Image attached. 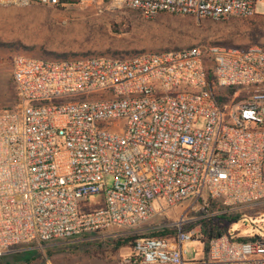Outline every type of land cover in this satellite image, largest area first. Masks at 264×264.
I'll return each instance as SVG.
<instances>
[{
    "label": "built area",
    "instance_id": "obj_1",
    "mask_svg": "<svg viewBox=\"0 0 264 264\" xmlns=\"http://www.w3.org/2000/svg\"><path fill=\"white\" fill-rule=\"evenodd\" d=\"M262 1L112 0L145 18L215 21L250 18ZM12 77L19 103L0 109V256L133 229L186 201L178 222L160 226L175 236L138 240L121 264H264V235L226 234L210 241L205 258L189 260L187 245L201 241V230H185L216 216L204 213L214 201L230 211L264 204V48L194 46L126 59L17 55ZM220 89L236 91L225 105ZM242 90L250 94L239 100ZM96 195L104 206L83 210Z\"/></svg>",
    "mask_w": 264,
    "mask_h": 264
},
{
    "label": "rangeland",
    "instance_id": "obj_2",
    "mask_svg": "<svg viewBox=\"0 0 264 264\" xmlns=\"http://www.w3.org/2000/svg\"><path fill=\"white\" fill-rule=\"evenodd\" d=\"M256 13L250 18L221 21L170 13L145 18L139 11L116 5L112 0H79L63 5L42 4L34 0L27 6L0 7V109L19 103L12 77V63L17 55L56 59L84 56L126 59L141 53L194 46L264 48V1L257 4ZM217 92L229 95L230 89ZM249 94L246 90L238 93L239 98ZM114 181L109 177L108 186L111 187ZM187 205L185 201L168 208L163 214L133 229L116 228L104 234L87 233L78 239L32 245L37 258L23 264H121L122 257L130 249L116 250V239L160 233L164 231L160 226L175 224L186 214ZM103 206V196L96 195L88 199L83 210L92 211ZM205 209L211 214L216 212L219 218H240L238 223L228 226V230L232 228L229 234L236 239L264 235V204L253 210L230 211L222 208L219 201H214ZM195 228L202 232L198 223L189 230ZM22 248L24 246L0 256V264H13V255L20 253ZM187 250L189 260H200L206 256L202 240L188 244Z\"/></svg>",
    "mask_w": 264,
    "mask_h": 264
},
{
    "label": "trees",
    "instance_id": "obj_3",
    "mask_svg": "<svg viewBox=\"0 0 264 264\" xmlns=\"http://www.w3.org/2000/svg\"><path fill=\"white\" fill-rule=\"evenodd\" d=\"M79 0H60L59 5L67 4V3H77ZM109 1V0H107ZM208 80L210 83V88H214L213 85V77L212 74L210 73L208 76ZM235 90L231 89L229 92V95H220L218 97V100L221 104L225 105L230 102L231 98L235 94ZM245 97L239 98L245 99ZM221 203V202H220ZM221 207L223 205L221 204ZM209 208V207H207ZM208 212L205 209L204 213ZM240 221V218H230V217H209L203 221L198 222V226L202 228L201 232V240L202 243L204 244V252L207 254L208 249H209V243L212 239L221 237L223 235L229 234L232 231V228L228 230V226L231 225V227ZM194 225H191L187 228H185L186 231H189V229L194 228ZM177 233L176 230H164L160 233H152L149 235H143V236H130V237H120L115 240L114 244L116 247V250H120L123 248H129L130 250L135 246L136 242L144 237H151V238H171L175 236ZM238 232L235 231V236H237ZM235 240V238H232ZM240 241H245V238H239ZM43 245H46V243H43ZM32 245H26L24 248H22V251L18 254L13 255V258L15 262L13 264H17V262L23 264L24 262H31L33 259L37 258V251L34 249V247H31ZM16 250V249H15ZM14 252V251H13Z\"/></svg>",
    "mask_w": 264,
    "mask_h": 264
}]
</instances>
